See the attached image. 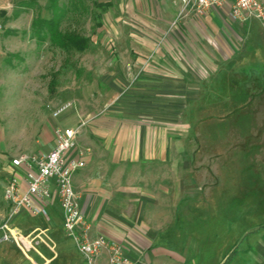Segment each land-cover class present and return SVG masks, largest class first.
<instances>
[{
    "label": "crops",
    "instance_id": "crops-1",
    "mask_svg": "<svg viewBox=\"0 0 264 264\" xmlns=\"http://www.w3.org/2000/svg\"><path fill=\"white\" fill-rule=\"evenodd\" d=\"M95 6L102 13L95 17L93 40L108 48L91 52L93 65L82 67L86 81L80 79L77 93L62 101L73 107L60 117L66 127L86 122L69 153L85 163L72 176L81 214L91 237L118 243L134 264H199L211 233L207 221L230 196L227 186L219 190L212 179V152L197 146L192 117L182 116L204 100L235 98L238 123H244L237 139V197L245 203L244 192L253 191L264 202V67L239 70L264 45V36L245 41L235 34L242 23L230 21L229 5L180 19L178 0H106ZM6 9L1 13L8 26L20 13L10 16ZM7 26L5 36H15ZM249 107L253 116L245 117ZM201 152L205 160L198 159ZM13 172L9 166L6 182ZM56 201L45 206L46 217L20 211L8 220L11 205L2 193L0 264H83L63 231ZM241 210L256 212L253 205ZM5 223L10 233L2 229ZM230 231L238 250L234 245L221 264H264V221ZM106 259L103 254L97 264Z\"/></svg>",
    "mask_w": 264,
    "mask_h": 264
},
{
    "label": "rangeland",
    "instance_id": "rangeland-1",
    "mask_svg": "<svg viewBox=\"0 0 264 264\" xmlns=\"http://www.w3.org/2000/svg\"><path fill=\"white\" fill-rule=\"evenodd\" d=\"M23 1L34 2L21 6ZM98 1L106 0H58L60 7L65 10L61 29L78 30L89 38V47L83 53L67 56L60 49L52 47L48 40L40 42L31 29L35 17H51V12L47 10L48 0H0V210L3 208L1 199L11 159L20 154L42 153L47 145L55 142V130L66 127L60 122V117L73 107L71 101L63 104L62 101L77 93L80 79L86 81L83 68L93 65L91 52L108 48L93 40L97 32L95 25L99 20L95 17L102 13V9L95 6ZM74 6L77 11L73 10ZM2 7L7 8L10 16L20 13L9 27L1 13ZM6 26L14 29L16 35L7 38ZM235 29V34L244 37L245 41L252 34L253 37L264 36L262 26L254 20L238 24ZM9 50L11 53L7 52ZM240 65L239 70L243 71L264 67V45L254 48ZM83 92L88 94L92 90ZM233 92L235 94L236 90ZM68 103L71 104L68 109L57 117L53 116L54 112ZM191 111L193 114L182 117H192L191 129L197 134V146L212 152V165H208L212 169V179L219 190L227 186L226 191L230 196L228 203L219 202L218 207L213 209L214 215L207 221L211 233L206 246H203L199 262L221 264L225 254L229 255L239 246L230 229L234 228L238 232L264 221V202H259L253 191L244 192L245 203H240L237 197V139L244 123H238V117H242V114L235 98L227 103L207 99L202 105L194 109L192 107ZM252 116V107H249L245 117ZM249 125L247 121V131ZM185 126L183 130L187 128ZM201 153L198 159L203 157L205 160L207 155ZM226 191L224 189L223 192ZM242 204L246 207L253 205L256 212H243ZM54 205L60 215L62 209L59 203L56 201ZM54 205L47 207L50 214L55 211Z\"/></svg>",
    "mask_w": 264,
    "mask_h": 264
},
{
    "label": "built area",
    "instance_id": "built-area-1",
    "mask_svg": "<svg viewBox=\"0 0 264 264\" xmlns=\"http://www.w3.org/2000/svg\"><path fill=\"white\" fill-rule=\"evenodd\" d=\"M178 1V19L188 15L199 17L211 8L229 5L228 16L231 22L244 23L254 20L260 23L264 30V0ZM70 106V103L64 105L54 112L53 116L57 117ZM85 124V121H80L75 127L56 129L54 147L47 153L20 154L11 159L10 165L14 172L8 177L3 192L4 199L11 205L8 220L20 211H27L31 216L46 217L45 206L56 199L63 212V231L74 241L83 264H97L103 254L107 255L106 264H134L118 243L102 235L91 237V226L81 214L72 176L83 168L85 163L72 158L69 153L76 148V138ZM2 229L10 233L7 223ZM2 240H9L7 233H4Z\"/></svg>",
    "mask_w": 264,
    "mask_h": 264
},
{
    "label": "trees",
    "instance_id": "trees-1",
    "mask_svg": "<svg viewBox=\"0 0 264 264\" xmlns=\"http://www.w3.org/2000/svg\"><path fill=\"white\" fill-rule=\"evenodd\" d=\"M34 1H23L21 6L28 5ZM47 10L51 12L50 18L35 17L31 23L32 31L35 37L44 42L48 40L52 47H56L63 51L66 55L71 56L75 53H81L89 47V38L80 33L78 30H65L60 27L65 10L60 7L58 0H48ZM25 8L24 10H27ZM74 11L77 7L74 6ZM67 11V10H66ZM7 35L14 34L7 32Z\"/></svg>",
    "mask_w": 264,
    "mask_h": 264
}]
</instances>
